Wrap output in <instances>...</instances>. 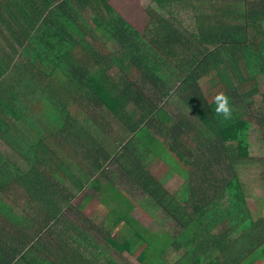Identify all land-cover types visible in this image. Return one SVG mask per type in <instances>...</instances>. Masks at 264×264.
<instances>
[{"label":"trees","instance_id":"trees-1","mask_svg":"<svg viewBox=\"0 0 264 264\" xmlns=\"http://www.w3.org/2000/svg\"><path fill=\"white\" fill-rule=\"evenodd\" d=\"M152 1L157 2L163 13L149 7V22L145 32H141L115 10L111 0H33L37 9L34 14L26 8L28 0H5V4L0 0V6H5V14L0 10V22L4 23L8 38L17 45L19 53L25 54L24 58L8 62V65L2 62V74L9 73V80L14 84L30 86L36 82L39 88L48 85V92L41 94L57 108L59 117L64 116L60 124L68 119L69 128L72 124L67 107L71 98L72 102L75 101L73 95L87 99L89 105L85 110L94 105L103 107L126 129L118 150L124 148L131 135L142 136V149L154 142L159 144V140L168 145L160 139L165 135L184 148L179 143L181 132L190 125L184 121L179 108L172 110L174 106L169 101L175 82L179 83L177 90L186 93L183 101L206 129L203 130L205 144L198 151L202 158L219 163L223 158L222 149L228 153L226 146L235 144L239 160L248 159L253 126L246 111L251 102L244 99L257 92V78L264 79V0H225L226 6L223 3L220 14L215 16L206 12L197 15L210 0ZM188 10L192 13L190 27L181 13ZM85 12L92 16L94 27L82 15ZM33 15L40 23L36 29L31 21ZM210 17L211 24L208 22ZM86 36L94 43L85 42ZM109 41L116 43V49L106 59L99 54L96 45H106ZM77 50H80L81 57L75 56ZM96 54L99 55L96 57ZM93 60L97 63L103 60L105 66L95 67L91 64ZM113 67L123 71L121 77L116 79L109 75ZM59 72L67 79L60 80ZM135 74L138 76L132 78ZM208 76L210 82L214 80L212 86L217 90L211 101H207L200 86V80ZM148 83L158 96L154 104L144 95ZM247 86L250 89L244 91ZM221 92L229 97L230 120H224L215 112L214 97ZM9 97L12 108L17 96L10 94ZM11 108L0 104V109H7L6 113L14 121H19V116ZM27 111L33 114V111ZM89 120L90 117H84L80 124L88 126ZM66 131L70 135L69 129ZM71 133L83 141L84 131L74 129ZM87 136L84 141L90 139ZM168 146L185 165L189 164V156L197 155L194 149L182 153L178 146ZM125 147L126 152L114 161L122 162V170L130 173L154 203L167 208L181 226L179 234L149 231L134 217V201L114 184L102 182L98 174L114 157L109 159V156L99 155L90 167L83 166L82 161L74 165L68 164L67 160L64 164L55 161L46 172L34 170L32 174H19L14 179L15 184L23 189L21 191L30 197V203L43 211L47 223L44 227L27 233L33 231L34 226L28 225L24 216L14 213L15 205L8 199L0 198V216L3 218L0 223V264H92L95 261L89 257V253L94 255L96 252H91L86 235L65 217L66 205L71 207L75 198L64 182L67 178H72L80 192L89 183L101 193L104 205L110 209L109 221L104 228L107 242L122 254H133L135 249L142 248L137 255L140 264H166L164 256L170 248L185 250V257L178 264H256L264 261V240L261 241V227L257 220L235 221L221 227L224 225L222 215L230 217L228 212L248 207L246 194L235 172H228L227 179L219 183L210 182L202 187L192 183L183 167L182 175L187 184L177 198L169 194L151 174L150 168L137 169L132 154L126 156L129 145ZM34 148L32 145V153L19 151L27 160L30 154L36 156L38 167L47 163L41 157L47 151L44 142ZM41 150L43 153L40 154ZM229 166L235 169L232 163ZM72 168L87 172L76 178ZM206 168V165L201 167L204 171ZM16 191L13 194L17 196ZM80 204L82 208L87 205L85 197ZM60 223L64 227L52 231L60 244L55 247L57 249L41 243L43 229ZM124 224L129 225L130 237L125 243H119L111 235ZM71 230L80 235H74ZM51 242L55 245L54 241ZM99 256L103 258V254ZM104 260L105 264H117L113 259Z\"/></svg>","mask_w":264,"mask_h":264},{"label":"rangeland","instance_id":"rangeland-1","mask_svg":"<svg viewBox=\"0 0 264 264\" xmlns=\"http://www.w3.org/2000/svg\"><path fill=\"white\" fill-rule=\"evenodd\" d=\"M210 1L211 2L205 4V6L198 11V14L196 13L198 16H202L204 12L212 13L214 16L216 13L220 14L219 8L222 7L225 0ZM111 4L119 14L124 15L141 32H145L146 25L149 22V16L147 14L149 7L163 13L157 2L152 0H111ZM181 13L185 16L187 22H189L188 24L190 27L192 24L191 11H181ZM82 15L86 18L89 24L94 27L91 23L92 16L88 15L86 12ZM208 22L209 24L213 23L211 17ZM85 41L93 42L89 36H86ZM115 46V42L109 41L106 45H96V48L98 49L99 54L107 59L108 56L115 51ZM76 54L75 56L81 57L80 53ZM99 54H96L95 56L97 57ZM96 57L94 58L95 60ZM102 61L103 60L97 63L93 60L94 63H91L92 61H89V63L95 65V67L100 65L104 67L105 63ZM45 66L47 69H50V66ZM121 74H123V71L117 70L116 67H113V69L109 71V75L116 79L121 77ZM58 76L62 78L60 79L62 81L67 79V76H64L61 72H59ZM137 76L138 75L136 74L132 75V78ZM213 81L214 80H211L210 82V76L204 77L200 80L201 90L207 101H211L214 93L217 91L216 88H213L212 86ZM257 83V92L254 96L244 99L251 102L248 108H246V111L250 114L248 115V119L253 126L250 136V157L246 160H239L235 144H229L226 146L228 153L222 149L223 158H221V162L219 163H212L209 162L207 158H205V160L202 158L201 153L198 151L200 150V146L205 144L204 138H206V136L204 135L206 134L203 133L204 129L200 120L190 111L183 101L182 97L186 96V93L177 90V87L180 85L176 82L173 87L174 93L169 97V101L174 106L172 110L175 111L176 108H179L184 121L189 123L192 127L187 126V128L181 132L182 136L179 143L181 142L184 148L175 144L173 138L168 135H165L160 139H162V141L165 140V144L174 145L175 147L178 146V151H181L182 153H186V149H191V152L192 149H194L197 152V155L189 156L187 159L189 164H183L184 162L182 163L174 152L170 150V146L164 145L160 140L159 144L156 142L151 143V145L146 144L147 147L142 149V143L144 142L141 140L142 136L136 137L131 135L127 138L124 148L118 150L117 147L123 137L122 133L126 129H123L122 124L119 123L110 112L101 106L94 105L88 110H85L87 109V105H89L88 101H86V98H79V95H73L72 97L75 101L72 102L71 98V104L67 107L71 116L70 123L72 124V127L69 128L70 135H68L66 129L63 131L61 128L63 123L60 124V120L64 116L59 117L57 108L52 105V102L47 100V97L44 96V94H37V100H39L36 102L37 107L39 108L37 111L39 114L45 115H42V121L39 123V130L37 131L38 141L39 138H41L39 135L46 137V140L41 139L40 141L44 142L48 149L51 148L52 153H55V155L64 153L68 156L67 163L70 165L82 161L83 166L90 167L93 160L99 155L109 156V159L114 157L113 159L111 158L112 161L108 160V164L106 163L103 170H100L101 172H99L98 176L101 177L104 184H106V182L114 184L119 190L124 191V193L134 201V217L152 233L163 234L166 232L177 235L181 231V226L168 212L165 206L154 203V200L149 197L147 192L143 190L138 182L131 178L129 175L130 173L122 170V162L114 161L116 157L119 158L126 152L124 149L127 145H129V150L127 151L126 156L128 157L129 154H132V157L135 158V162L137 163V169L139 167L150 168L151 174L163 184L171 196H177V198L180 197L181 191L187 184L182 175L185 169L188 171L189 176H191L192 183H194V185H197L198 183L202 187H206V183L209 184L210 182H213L215 184L216 182H221L222 179H227L226 174L228 172H237L246 185L247 197L250 198L251 204L248 207L245 206L242 210L236 208L233 212H228L230 217H227L226 214L222 215L224 225L222 224L221 227L225 228V226H228V223L231 224V222L235 221L247 222V220L250 221L252 219L258 221L262 219L259 215V207L257 206V208H255V213L252 206H254V197L258 196L257 191L264 192V79L262 77L257 78ZM249 89L250 86H247L244 91ZM145 90H147L144 94L147 100L149 99V101L152 102H155L156 100L158 101V96H155V89L152 84L148 83ZM176 92H179L180 95ZM24 104H26L25 101ZM81 116H83V118H80ZM87 116L90 117V124L88 126L81 125L80 122ZM37 120L40 119L37 118ZM74 129H78L82 132L84 131V136L87 134V138L89 137L90 139L84 141L85 137L81 135L83 136L81 137L83 141L79 140L78 137H75V135L71 133ZM44 132L46 134H44ZM195 132H197V136ZM89 155H91V157L86 158ZM78 157L81 160L78 161ZM56 160H60V157H56ZM57 162L61 163L60 161ZM229 163L233 164L235 168L234 170L230 169ZM203 165L207 166L205 171L201 169ZM38 170L45 172L47 170L46 164L39 165ZM72 171L76 178H81L87 172V170H76L75 168H72ZM194 172L195 174H193ZM205 176H207L208 179L203 180ZM64 182L70 192L75 195V198L72 200V206L67 207L66 205L64 213L65 217L68 221L76 225L84 235H86L87 240L90 242L89 247L91 252H96L94 255L89 253V257L92 256L95 259V261H92V264H105L106 261L104 258L113 259L117 264H140L137 260V255H139L142 248L138 247L132 252L133 254H122L111 247L107 242L104 228L109 221L108 213L110 212V209L104 205L101 193L99 194V192L92 188L89 183H87L83 192H80L72 178H67ZM21 190L23 189L19 188V190L16 191L18 196L16 198L14 195H10V192L6 189L4 190V194H7L6 198H10L9 201L11 198H14V213L18 216H24L27 224L31 225V227L32 225L34 226L35 229H33V231L24 228L28 230L27 233L31 234L37 229L39 230L42 226L44 227L47 223L44 220L43 211H40L38 206H33L35 204L30 203V197L25 195ZM107 193H109V191ZM107 196L110 198L109 194H107ZM84 197L87 200V205L82 208L80 206V200ZM189 209L190 211L192 210L191 207H189ZM225 211L227 212V208ZM62 227H64V224L60 223L54 224L49 229H43L45 231L44 234H41V243H47V246L50 248L57 249L55 247L60 244L57 242V236L52 235V231L59 230ZM128 227L129 225L127 224L122 225L113 232L111 237L119 243H125L130 237ZM71 232L74 235H80L77 231L71 230ZM51 241H54L55 245L52 244ZM101 254H103V258H100L99 255ZM183 257H185L184 249L177 250L170 248L164 256V259L166 264H178L183 260Z\"/></svg>","mask_w":264,"mask_h":264},{"label":"crops","instance_id":"crops-1","mask_svg":"<svg viewBox=\"0 0 264 264\" xmlns=\"http://www.w3.org/2000/svg\"><path fill=\"white\" fill-rule=\"evenodd\" d=\"M28 1L29 4L26 7L27 10L31 14L36 13V4H34L33 0ZM3 3L5 4V0H3ZM4 4L3 6H0V10L3 13L5 11ZM35 18L36 16L33 15V19H31V21L32 25L36 29L40 23H38ZM0 30L2 31L0 32V104L11 108L9 96L10 94H16L17 97L13 102L11 109L14 111L15 114H17V116H19V121H14L10 114L8 115L6 113V111H8L7 109H0V198L9 200L10 198H6L7 194H4V190L6 189L8 192H10V195H14L13 191L19 190V188H21L20 186H17V183L15 184L14 179H17L19 174H32L33 172H35L34 170L39 169L35 159L36 156L30 154L29 160H27L26 157L21 156L20 151H28L32 153V145H35V150L38 143L42 142L40 141L41 139L46 140V137H44L43 135H39L41 138H39L38 141L37 131L39 130V123L40 121H42V117L45 115H37V109L39 108L37 107L36 102L39 101L37 100V94L42 92H48L50 88H48V85L44 88H39V85L36 82L31 83L30 86L14 84L12 80H9V77L11 76L9 75V73L5 75L2 74V62H7L8 65V62L17 61L20 59V57H23L25 54H20V50L18 49L17 45L11 39L8 38V34L4 29L3 22H0ZM5 43H8L7 46L5 45ZM14 53H16V55ZM75 53H80L81 55L80 50H77ZM24 101L26 102V104H24ZM27 110L33 111V114ZM25 111L29 112V114H27ZM37 118H39L40 120H37ZM68 122L69 121L67 118L65 122H62L64 125H62L61 127L63 131L65 129H69ZM44 134L46 133L44 132ZM45 150H47L45 155L42 154L41 157L45 158V162H47L45 163L46 168H48L50 165L52 166L55 161H60L62 164H64V161H66L68 158V156H66L64 153L55 155V153H52V149H48L46 145ZM41 153H43V150L40 151V154ZM56 157H60V160H56ZM46 171H48V169ZM236 175L239 181L241 182L242 188L246 194V201H248L249 206L251 204V201L250 198L247 197L246 185L244 184L237 172ZM257 193L258 196L254 197L255 207L252 205L251 206L253 207L255 213V208H257V206L259 207V215L262 219L258 220L257 222H259V227H261L260 235L262 236V241L264 240V192L257 191ZM14 196L15 198L18 197L16 195ZM9 203L15 205L14 198H11ZM2 221L3 218L0 216V223H2ZM256 264H264V261H259Z\"/></svg>","mask_w":264,"mask_h":264},{"label":"clouds","instance_id":"clouds-1","mask_svg":"<svg viewBox=\"0 0 264 264\" xmlns=\"http://www.w3.org/2000/svg\"><path fill=\"white\" fill-rule=\"evenodd\" d=\"M214 103L216 105L215 112L218 116H222L224 120H230L232 118V108L228 96L222 92L218 93L214 97Z\"/></svg>","mask_w":264,"mask_h":264}]
</instances>
